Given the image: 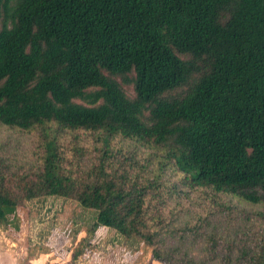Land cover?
Returning a JSON list of instances; mask_svg holds the SVG:
<instances>
[{"label":"trees","instance_id":"trees-1","mask_svg":"<svg viewBox=\"0 0 264 264\" xmlns=\"http://www.w3.org/2000/svg\"><path fill=\"white\" fill-rule=\"evenodd\" d=\"M46 197L163 264H264V0H0V228Z\"/></svg>","mask_w":264,"mask_h":264},{"label":"rangeland","instance_id":"rangeland-1","mask_svg":"<svg viewBox=\"0 0 264 264\" xmlns=\"http://www.w3.org/2000/svg\"><path fill=\"white\" fill-rule=\"evenodd\" d=\"M131 93V88H126ZM6 139V138H4ZM7 137V146L33 157L29 142ZM20 229L0 228V264H163L151 257L144 244L127 245L113 229L89 233L88 216L71 199L46 197L19 209ZM153 261V262H152Z\"/></svg>","mask_w":264,"mask_h":264},{"label":"crops","instance_id":"crops-1","mask_svg":"<svg viewBox=\"0 0 264 264\" xmlns=\"http://www.w3.org/2000/svg\"><path fill=\"white\" fill-rule=\"evenodd\" d=\"M153 262V261H152Z\"/></svg>","mask_w":264,"mask_h":264}]
</instances>
